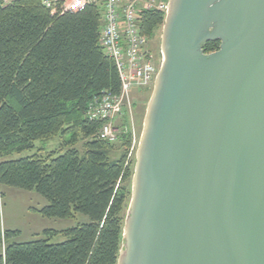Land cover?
Masks as SVG:
<instances>
[{
  "label": "water",
  "instance_id": "obj_1",
  "mask_svg": "<svg viewBox=\"0 0 264 264\" xmlns=\"http://www.w3.org/2000/svg\"><path fill=\"white\" fill-rule=\"evenodd\" d=\"M160 50L117 264H264V0H169Z\"/></svg>",
  "mask_w": 264,
  "mask_h": 264
},
{
  "label": "trees",
  "instance_id": "obj_2",
  "mask_svg": "<svg viewBox=\"0 0 264 264\" xmlns=\"http://www.w3.org/2000/svg\"><path fill=\"white\" fill-rule=\"evenodd\" d=\"M100 7L51 13L42 0H0V187L38 193L46 200L38 209L44 217H87L22 241L18 230L1 226L0 214V264H117L133 175L126 163L132 130L124 114L122 152L113 157L115 143L99 139L100 121L85 114L94 96L120 92L115 64L98 44ZM163 21V12L144 11L142 33L151 39ZM219 45L207 41L202 48L210 53ZM55 136L64 137L45 155L13 156Z\"/></svg>",
  "mask_w": 264,
  "mask_h": 264
},
{
  "label": "built area",
  "instance_id": "obj_3",
  "mask_svg": "<svg viewBox=\"0 0 264 264\" xmlns=\"http://www.w3.org/2000/svg\"><path fill=\"white\" fill-rule=\"evenodd\" d=\"M42 4L51 13L77 11L91 4L101 6L98 44L115 64L120 92L94 96L85 114L89 120L100 121L99 139L115 142V120L124 112L131 90L152 84L158 71L147 50L148 38L141 31V14L149 10L165 14L169 0H42Z\"/></svg>",
  "mask_w": 264,
  "mask_h": 264
},
{
  "label": "rangeland",
  "instance_id": "obj_4",
  "mask_svg": "<svg viewBox=\"0 0 264 264\" xmlns=\"http://www.w3.org/2000/svg\"><path fill=\"white\" fill-rule=\"evenodd\" d=\"M163 24L157 29L156 33L151 39H148L147 50L150 53L155 67L159 70L161 64V50L160 42ZM158 72V71H157ZM157 75V74H156ZM156 77V76H155ZM155 81V78H154ZM154 88V82L150 85L137 87L131 90L129 101L122 115L115 120L118 134L120 132L121 124L123 123L124 114L127 115L129 125L132 130V145L127 153L126 163L132 162L133 174L136 164V152L138 148L139 139L143 129L144 117L147 110V105L151 97ZM64 137V136H63ZM62 136H55L49 140H37L34 145L35 148L32 151H26L21 154H15L14 157L25 156L33 153L45 155L51 150L56 149L60 142L63 140ZM117 140L114 145L112 156H119L122 152V147ZM83 143L81 139L77 141L75 147L82 150ZM133 178V175H132ZM132 178H131V190H132ZM130 197L127 205L130 203ZM0 194H4V197H0V214H1V226L6 229H14L19 231V235L16 240H31L40 236L45 229L61 230L66 227L72 226L79 221H87V217L81 214H77L74 219H61V218H47L42 216L38 209L46 204V200L35 191L23 190L15 187H0ZM126 210V214H127ZM126 217V215H125ZM125 222V219H124ZM124 228V224H123ZM56 241L63 240L61 236H58ZM123 249V242H122ZM121 249V250H122ZM120 250V251H121ZM120 254V253H119Z\"/></svg>",
  "mask_w": 264,
  "mask_h": 264
}]
</instances>
